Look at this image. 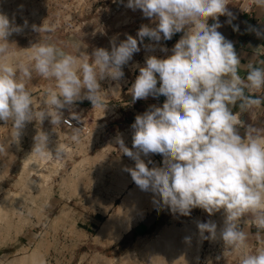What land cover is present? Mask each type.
I'll use <instances>...</instances> for the list:
<instances>
[{
	"label": "clouds",
	"instance_id": "9594fccd",
	"mask_svg": "<svg viewBox=\"0 0 264 264\" xmlns=\"http://www.w3.org/2000/svg\"><path fill=\"white\" fill-rule=\"evenodd\" d=\"M264 8V0H253ZM229 0H128L127 7L142 10L145 17L156 18L157 27L143 25L138 37L159 42L170 40L184 31L175 44L173 55L155 56L129 89L133 100L150 95L166 97L162 107L136 117L133 148L118 140L120 151L135 161V168H125L142 191H152L173 214L191 215L201 208L210 215L223 209L226 213L221 238L225 253L235 255L239 264H264V130L245 125L241 114L255 115L264 107V67L249 63L247 75L239 74L241 61L231 41L217 30L219 16L232 14ZM216 21L211 26L208 19ZM231 23V19L228 21ZM45 26L40 32H52ZM235 30H238L236 26ZM21 31L0 13V121L12 122L11 135L18 141L26 122H42L46 116L56 127L62 121V109L87 98L94 109L106 107V96L99 81L105 77L120 80L122 70L140 51L131 35L111 52L95 49L86 53L66 52L54 43H37L27 49L26 59L19 58L16 45L8 37ZM15 46V47H14ZM80 50L81 44L74 46ZM148 47V46H146ZM166 51V49H163ZM54 81L44 91L43 108H37L27 83L33 74ZM159 76L160 86L157 87ZM87 89L84 96L82 90ZM239 102V112L233 108ZM77 119V114L72 113ZM243 129V134L241 132ZM80 129H73L71 139L79 142ZM33 153L46 158L48 137H35ZM6 145L0 143V154ZM150 154L164 157L163 167L149 168L141 159ZM65 155L59 145L56 157ZM151 163V161H149ZM243 223L256 229L258 246L249 245ZM201 234L217 236L214 222L198 223ZM208 238V237H205ZM187 239V238H186Z\"/></svg>",
	"mask_w": 264,
	"mask_h": 264
},
{
	"label": "rangeland",
	"instance_id": "374dc122",
	"mask_svg": "<svg viewBox=\"0 0 264 264\" xmlns=\"http://www.w3.org/2000/svg\"><path fill=\"white\" fill-rule=\"evenodd\" d=\"M229 2L227 10L232 15H241L242 0ZM127 4L128 0H0V13L21 28L8 37L9 43L16 45L19 58L26 59V50L40 42L54 43L66 52L77 54L80 51L92 57L95 49L111 52L114 44L119 46L131 35L138 40L140 48L123 66V78L117 81L105 77L99 81L106 96L105 109H94L92 102L84 98L61 110L62 121L58 127L51 123L50 116L42 122H26L18 141L11 135L12 122L0 121V143L6 145V152L0 154V204L7 199H11L10 205L12 203L11 215L3 217L0 212V228L8 229L13 224L5 233L0 229L3 234L0 235V264H11L29 255L37 256L40 264H128L133 260L152 264L141 255L144 244L158 242L160 245L164 242L162 232L165 229L182 231L188 227L201 239L196 261L190 257L188 264H239L235 255L225 253L220 235L226 219L223 209L210 215L201 208H194L191 215L182 216L173 214L159 200L156 208L133 230L123 232L122 237L102 233L126 196L137 186L132 180L129 188L118 195L117 181L121 175L132 179L123 167L135 168V161L120 151L118 140L122 139L126 147L136 151L132 125L136 117L142 115L129 89L139 76L140 68L146 67L147 58L170 57L175 44L185 34L184 31L176 33L170 40L163 39L161 34L159 42L147 37L140 42V28L143 25L155 28L159 21L145 17L142 10H133ZM211 21L213 19L209 18L208 23ZM43 25H54L55 30L40 32ZM77 44H81L80 50L74 47ZM51 84L54 81L35 73L27 83L38 109L44 107L41 103L44 91ZM86 92L87 89H83L81 95ZM72 113L78 118L73 119ZM67 119L85 122L90 134L79 132V142L73 141L75 128ZM42 132L48 137L50 152L45 159L33 153L35 137ZM90 135L96 136L91 145L86 143ZM59 145L65 155L57 158ZM29 158L31 164L27 163ZM141 159L149 168L164 166L161 154L144 156L141 153ZM155 216L157 221L153 225ZM244 219L246 217L242 218L241 227H246L249 245L254 250L258 246L256 229L246 226ZM209 221L217 225L215 239L210 233L201 234L198 228V223Z\"/></svg>",
	"mask_w": 264,
	"mask_h": 264
},
{
	"label": "bare ground",
	"instance_id": "6f19581e",
	"mask_svg": "<svg viewBox=\"0 0 264 264\" xmlns=\"http://www.w3.org/2000/svg\"><path fill=\"white\" fill-rule=\"evenodd\" d=\"M80 122L82 123V127H83V128L80 127L82 128L81 133L83 135L90 134V130L86 126L87 124L81 120ZM86 138H87L86 143L91 145L93 143L94 138H96V136L93 137V135H90V136H87ZM83 146H84L83 147V150H84L85 144H83ZM31 161H32L31 158L27 159V163H30ZM41 161H43V159ZM123 169L125 168L123 167ZM127 177H125V175L124 176L121 175V177L118 179L117 181L118 195L124 192V189H126L129 186L130 182H133L132 181L133 179H129ZM73 185H76V184L74 183ZM76 188H77V185H76ZM10 200L7 199L4 202H2L3 203L2 205L0 204L1 205L0 212L3 213V217L4 216L8 217L9 214L12 212V210L10 209L12 205V203L10 205V202H11ZM159 200L160 198L155 196V194L152 191H142L138 186H135V188L131 190L129 194L126 196L125 201L123 202L124 204L119 209H117L116 213L111 218L112 220H109V223H107L104 226V231L102 233L104 234L107 233L106 235H108L109 237H113V236L116 237L117 235L119 237H122L123 232L126 233L125 231L133 230L142 220H144L145 217L147 216V213H151V211H153L156 208V205L159 202ZM5 224H8V223H5ZM12 225L13 224H11V226ZM11 226H9L8 229L6 226H5L6 228L3 229L2 228L3 226H2L0 229L1 230L3 229V233H5V231H8ZM190 229L189 227L182 231L175 230V229H165L162 232V238L164 242L161 243L160 245L157 244L158 242L156 244H150V245L144 244V246L142 245L143 252L141 255H144L143 257H147L152 262V264L153 262L154 264H188L190 261V257L192 258L194 257V260L197 259L199 251H201L200 250L201 249V239L199 238L200 236L197 235L198 237H196L192 233V230ZM1 234L2 233H0V235ZM11 264H40V263L38 261L37 256L29 255V257H23V258L14 260ZM121 264H125V263H121ZM128 264H140V263H137L133 260V262L128 263Z\"/></svg>",
	"mask_w": 264,
	"mask_h": 264
},
{
	"label": "crops",
	"instance_id": "0c3cea01",
	"mask_svg": "<svg viewBox=\"0 0 264 264\" xmlns=\"http://www.w3.org/2000/svg\"><path fill=\"white\" fill-rule=\"evenodd\" d=\"M231 19V23L228 21ZM216 23L215 20L209 22L211 26ZM219 23L222 25L217 29L226 40L231 41L234 45L238 58L241 61V68L239 74L242 78L247 75L246 66L251 63L257 67H264V8L257 7L252 15H227L219 16ZM238 26V30H235ZM158 84L160 86L159 76L157 74ZM129 94L130 91L128 92ZM264 95V93L258 94ZM133 99V97H132ZM166 97L161 95L159 97L149 96L146 99L133 100L140 113L152 110L153 106L162 107ZM239 102L233 112H239ZM241 119L245 125H252L258 129L264 130V107L255 110V115L252 116L245 112L241 114ZM243 134V129H241ZM157 221V216L153 218V225ZM151 223V224H152Z\"/></svg>",
	"mask_w": 264,
	"mask_h": 264
},
{
	"label": "built area",
	"instance_id": "2783aa9c",
	"mask_svg": "<svg viewBox=\"0 0 264 264\" xmlns=\"http://www.w3.org/2000/svg\"><path fill=\"white\" fill-rule=\"evenodd\" d=\"M241 3H242L241 4V9H242V12H241L242 14L241 15H243V14L252 15L254 13L255 9L257 8V6L254 4L253 0H242ZM249 5H252L253 8L250 9ZM69 120H67V123L71 127L75 128V129H80V132L82 131L81 129L83 127H82V123L80 122V120H72V121L71 120L69 121ZM80 127H82V128H80Z\"/></svg>",
	"mask_w": 264,
	"mask_h": 264
}]
</instances>
